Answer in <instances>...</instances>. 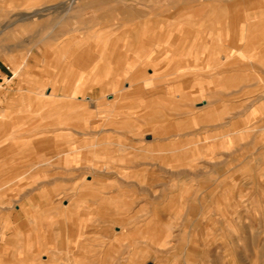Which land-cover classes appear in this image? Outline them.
Returning <instances> with one entry per match:
<instances>
[{"label":"rangeland","instance_id":"374dc122","mask_svg":"<svg viewBox=\"0 0 264 264\" xmlns=\"http://www.w3.org/2000/svg\"><path fill=\"white\" fill-rule=\"evenodd\" d=\"M138 1L152 9L150 18L169 13L173 28L180 25L198 30L209 38L197 43L200 60L198 66L193 65L203 75L210 77L223 55H231L232 59L234 55H242L248 78L229 87L225 83L223 88L221 85L216 88L224 104L204 109L181 107L175 116L142 109L143 114L138 117L137 109H133L129 111L133 115L127 118L129 125L122 126L118 120L120 112L115 107L122 104H119L120 99L124 100L129 91L124 89L116 96L111 93L114 91L102 95L97 91L95 98L93 88L98 87L105 76L100 70L94 77V65L87 66L85 61L87 53L100 55L102 49L87 48L90 44L86 43L87 39L95 33L83 31L88 27L85 24L88 18L81 15L82 9H77L76 22L60 18V28L55 33L49 28L46 31L50 34L31 37L40 43L48 37L59 36L60 47L57 43L42 45L57 47L37 54L45 57L48 65L32 70L30 75H23L21 71L17 76L19 85L14 84L22 90L46 93L47 87L40 89L36 84L41 73L47 71L46 77L51 80L48 87L53 89L57 85L71 87L76 83L74 78L79 77L81 86L74 99L54 103V99L49 98V134L41 132L42 118L45 119L42 99L31 93L18 102V108L25 111L26 120L32 124L34 141L48 137L52 143L43 153L37 150V160L43 155L50 157L53 163L48 169L54 176H60L64 157L58 155L69 153V165L79 167L74 176L80 175L82 182L93 186L87 189L89 201L93 194H99L102 200L118 195L109 208L119 212V218L135 217L137 225L133 234L124 237L122 244L108 254L92 261L100 259V264H264V0H134ZM250 25L258 27L250 30ZM74 28L77 32L70 33ZM233 34L237 39L232 38ZM249 34L257 38L254 48ZM74 35L79 43L77 49L70 48L66 41ZM75 54L77 65L73 64ZM211 55L213 64L209 63ZM95 66V71L103 67L101 63ZM208 83L214 89L211 81ZM126 85L124 82L121 87L126 88ZM91 97L94 101L90 102ZM124 102L132 100L126 98ZM61 106L66 112L64 125L58 124L62 119L58 108ZM75 109L79 110L80 119H74ZM211 110L218 120L205 121V113ZM220 117L226 118L220 120ZM158 119L163 121L154 123ZM59 126L66 130H56ZM160 127L171 128L166 136L177 137L156 138ZM26 130L32 135L31 126ZM114 130L126 132L125 136ZM122 145L132 148L119 152ZM142 148L145 151L141 153ZM121 154L126 158L120 159ZM131 160L139 167L133 169L137 172L134 181L140 184L139 188H124L118 180L105 175L112 170L121 172V165ZM37 171L39 175V169ZM96 172L102 173L95 175ZM72 186L60 184L53 193L58 196ZM76 187L75 184L73 188ZM160 197L165 202L159 204ZM69 202L67 198L61 206L64 208ZM63 242L60 261L40 259V264H72L68 250L72 243L67 237ZM5 256L7 254L0 251V264H29L28 259L25 263L20 258L24 254L17 251L9 260H3Z\"/></svg>","mask_w":264,"mask_h":264},{"label":"crops","instance_id":"0c3cea01","mask_svg":"<svg viewBox=\"0 0 264 264\" xmlns=\"http://www.w3.org/2000/svg\"><path fill=\"white\" fill-rule=\"evenodd\" d=\"M91 1L96 0H0V251L3 255L7 254L3 260H9L14 251H17L18 254H24L25 257L20 258L25 263L28 259L29 264H40V259L49 258L58 262L60 253L64 250L63 241L67 237L72 243V248L68 249L71 252L70 258L73 259L72 264H100V259L92 261L93 258H99L121 245V240L130 237L137 225L135 217L119 218V212L109 208L112 199L118 195L107 196L102 200L98 197L99 194H93L91 201L87 199L90 192L87 189L93 186L82 182L80 175L74 176L79 167L69 165V153L61 152L58 155L59 158L64 157L61 159L64 164L60 165V176H54L53 171L48 169L53 163L50 157L43 155L41 161L37 160V150L43 153L51 148L52 143L48 137H44L42 141H34L32 124L26 120L25 111L18 108V102L24 101L26 94L31 93L42 99L41 110L45 119L42 118L41 132L43 135L49 134V98L54 99V103L74 99L81 84L77 77L73 80L76 83L71 87H48V81L51 80L46 77L48 75L45 69L46 72L41 73L36 84L40 89L47 87L46 93L15 87L14 84L20 83L17 76L21 71L23 75H30L32 70H40L48 65V60L37 54L47 49L56 50L57 47L46 46L45 49L42 45L57 43L60 47L59 36L48 37L40 43L35 42L32 36L50 34V31H46L49 28L55 33L60 28V18L76 22V10L82 9L81 15L88 18L85 21L88 27L83 31L95 33L90 40L87 39L86 43L91 44L87 48L102 49L100 55H94L92 51L87 53L85 61L87 66L94 65V77L100 70L105 76L103 82L100 81L98 87L95 85L93 88L95 98L97 91L101 95L103 92L114 91L111 93L115 96L123 93L124 89L129 91L124 100L120 99L119 104H122L115 107L120 112L118 117L121 118L118 120H121L122 126L128 123L127 118L133 115L129 111L133 109H137L138 117L143 114L140 113L142 109L175 116L181 107L191 109L197 106L204 109L210 105L224 104L225 101L219 100L220 94L216 88L220 85L223 88L225 83L229 87L248 78L242 55L243 58L234 55V59L231 55H223L221 64L216 63L210 77L199 72L197 67L194 68L199 65L200 60L197 56L200 54L197 43L209 38L198 30H188L178 24L173 28L175 26L169 13L155 14L150 18L152 9L141 1L98 0L97 4H92ZM257 27L258 25H250L249 29ZM69 32H77V29ZM255 37L253 34L248 35L252 48L257 43ZM232 38L237 39L234 34ZM66 41L70 43V48L77 49L79 46L75 35ZM74 59L73 64H79L77 54ZM209 59V63L213 64L212 55ZM100 63L103 67H98L95 71V65ZM210 81L214 89L210 88ZM124 82L127 84L126 88L121 87ZM126 98L132 102L125 103ZM91 101L94 98L91 97ZM58 108L62 114L58 124L64 125L65 109L63 106ZM205 115V121L218 120L213 110ZM73 117L81 118L78 109L73 111ZM237 118L241 116L237 115ZM162 121L163 119H158L154 123ZM27 126H31L32 135L27 133ZM56 130L64 131L66 128L59 126ZM114 131L122 136L126 133ZM171 131V128L160 127L156 138L174 139L177 135L166 136ZM131 148L132 146L122 145L118 151L125 153ZM139 151L142 153L145 149ZM118 157L126 158L122 154ZM125 164L121 165V172L112 170L105 175L118 180L124 188H139L140 184L134 181V173L137 172L133 170L139 167L134 166L132 160ZM98 173L102 172H96L95 175ZM64 183L73 186L56 196L54 188ZM75 184L77 187L73 188ZM67 198L70 202L63 208L61 202ZM158 199L159 204L165 202L161 197ZM133 204L134 201L131 205Z\"/></svg>","mask_w":264,"mask_h":264}]
</instances>
